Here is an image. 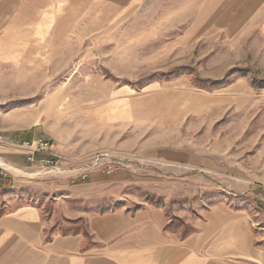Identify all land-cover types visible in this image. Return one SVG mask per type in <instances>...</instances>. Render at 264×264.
Wrapping results in <instances>:
<instances>
[{
	"label": "rangeland",
	"instance_id": "374dc122",
	"mask_svg": "<svg viewBox=\"0 0 264 264\" xmlns=\"http://www.w3.org/2000/svg\"><path fill=\"white\" fill-rule=\"evenodd\" d=\"M6 2L16 8L0 53V160L20 172L5 171L2 212L135 209L184 181L199 191L180 200L191 214L227 204L224 194L264 226V88L254 84L264 34L225 26L226 0ZM32 139L54 144L61 173H42L11 145ZM167 150L206 155L219 173L180 180L157 158ZM106 154L116 162L95 167Z\"/></svg>",
	"mask_w": 264,
	"mask_h": 264
},
{
	"label": "crops",
	"instance_id": "0c3cea01",
	"mask_svg": "<svg viewBox=\"0 0 264 264\" xmlns=\"http://www.w3.org/2000/svg\"><path fill=\"white\" fill-rule=\"evenodd\" d=\"M15 8L0 0V53ZM224 13L225 26L234 31L248 25L264 34V0H226ZM157 158L177 166L180 180L219 173L214 159L195 151L167 150ZM185 184L174 182L175 189L160 193L162 203L98 214L70 211L58 220L38 207L0 208V264H264V226L229 206L224 194L227 204L201 205L198 215L191 214V205L180 200L199 191Z\"/></svg>",
	"mask_w": 264,
	"mask_h": 264
},
{
	"label": "built area",
	"instance_id": "2783aa9c",
	"mask_svg": "<svg viewBox=\"0 0 264 264\" xmlns=\"http://www.w3.org/2000/svg\"><path fill=\"white\" fill-rule=\"evenodd\" d=\"M3 142L2 137H0V143ZM14 148L19 149L25 156L26 161L32 165L40 168L42 173L54 174L61 173V168L59 167L60 161L59 156L54 153V144L50 141L43 139H32L29 141L16 142L11 144ZM116 162L114 157L106 154L94 160V166H101L103 160ZM111 162V163H113ZM6 169L0 166V175L6 177ZM113 172L112 167H108L103 170V173L111 174Z\"/></svg>",
	"mask_w": 264,
	"mask_h": 264
},
{
	"label": "trees",
	"instance_id": "16d2710c",
	"mask_svg": "<svg viewBox=\"0 0 264 264\" xmlns=\"http://www.w3.org/2000/svg\"><path fill=\"white\" fill-rule=\"evenodd\" d=\"M196 82L198 84H200V88L202 89H218L221 87L220 84L214 83L212 84L210 81L208 80H201V79H196ZM256 84V86H258V88H264V81H260L258 83H254ZM25 141V140H24ZM4 179L3 177L0 175V185L3 184Z\"/></svg>",
	"mask_w": 264,
	"mask_h": 264
},
{
	"label": "bare ground",
	"instance_id": "6f19581e",
	"mask_svg": "<svg viewBox=\"0 0 264 264\" xmlns=\"http://www.w3.org/2000/svg\"><path fill=\"white\" fill-rule=\"evenodd\" d=\"M0 166L2 168H5L7 171H13V172L14 171H19L20 172V170H18L17 168H14L13 166H11L10 164L4 162L3 160H0Z\"/></svg>",
	"mask_w": 264,
	"mask_h": 264
}]
</instances>
